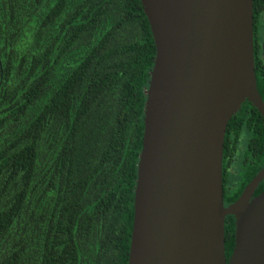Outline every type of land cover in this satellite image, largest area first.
Wrapping results in <instances>:
<instances>
[{"label": "trees", "instance_id": "obj_1", "mask_svg": "<svg viewBox=\"0 0 264 264\" xmlns=\"http://www.w3.org/2000/svg\"><path fill=\"white\" fill-rule=\"evenodd\" d=\"M154 57L140 0H0V264H127ZM244 132L226 206L264 165V119L247 100L224 155ZM224 240L228 259L232 215Z\"/></svg>", "mask_w": 264, "mask_h": 264}, {"label": "water", "instance_id": "obj_2", "mask_svg": "<svg viewBox=\"0 0 264 264\" xmlns=\"http://www.w3.org/2000/svg\"><path fill=\"white\" fill-rule=\"evenodd\" d=\"M155 57L127 264H264V165L224 205L227 123L249 101L264 119L253 59V0H140ZM234 244L224 248L225 217Z\"/></svg>", "mask_w": 264, "mask_h": 264}, {"label": "flooded vegetation", "instance_id": "obj_3", "mask_svg": "<svg viewBox=\"0 0 264 264\" xmlns=\"http://www.w3.org/2000/svg\"><path fill=\"white\" fill-rule=\"evenodd\" d=\"M252 42L254 69L257 73H259V75H263L264 77V0H253ZM250 138L251 136H249L248 132L242 133L237 137L234 147L232 146L231 150L226 152L225 155L224 153L222 154V187L225 188H223L224 202V192L228 196L232 195L235 180L240 179L244 174L247 155L246 148L249 144ZM260 169L252 177H254L260 171ZM262 181H264V177L258 183L252 197L256 195V190L258 189V186ZM247 183L245 184V186L247 185ZM237 198H235L228 204L234 202Z\"/></svg>", "mask_w": 264, "mask_h": 264}]
</instances>
